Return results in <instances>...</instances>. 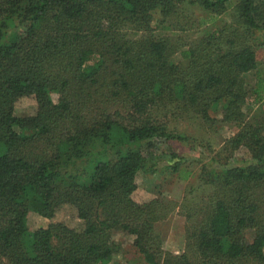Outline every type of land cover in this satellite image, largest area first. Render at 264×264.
I'll return each instance as SVG.
<instances>
[{"label":"trees","instance_id":"16d2710c","mask_svg":"<svg viewBox=\"0 0 264 264\" xmlns=\"http://www.w3.org/2000/svg\"><path fill=\"white\" fill-rule=\"evenodd\" d=\"M184 5L211 17L235 11L184 42L173 39L192 22ZM155 13L169 35L156 33ZM255 34L264 38V0H0V264H109L118 233L145 264H264V112L247 119L264 111V79L246 82L258 67ZM27 97L35 113L16 116ZM192 117L240 130L182 203H137L136 177L156 167L159 147L189 140L170 133L171 120ZM241 149L249 158L235 165ZM168 157L164 169L187 180L183 158ZM64 205L81 230L28 227L29 213L52 220ZM176 209L179 255L156 232Z\"/></svg>","mask_w":264,"mask_h":264},{"label":"rangeland","instance_id":"374dc122","mask_svg":"<svg viewBox=\"0 0 264 264\" xmlns=\"http://www.w3.org/2000/svg\"><path fill=\"white\" fill-rule=\"evenodd\" d=\"M182 8V15L191 14L192 22L188 28V20L186 24L181 20L180 26L186 25L188 30L181 33L175 32L173 39L179 36L184 42L194 40L205 32L230 23L232 21V14L235 11L234 6L231 5L224 15L211 17L207 13L193 7L184 5ZM153 17L152 26L156 33L169 35L167 32L161 33L159 29L156 30L158 14L155 13ZM130 36L136 37V35L132 34ZM251 42L255 49L258 67L255 72H252L246 78V82L254 86L258 77L264 79V38L261 34H255ZM180 60L179 54L172 58L174 63H179ZM56 99L57 97L53 95L52 100L56 101ZM36 108L37 105L33 97L21 98L15 104L14 114L19 117L30 116L35 113ZM219 110L216 109L211 114L217 120L220 119ZM263 112V110L258 109L251 110L247 116L248 121L251 122L257 119ZM169 130L172 135H181L189 140L187 142L174 140L159 147L160 152L157 155L159 161L156 167L151 168L149 172H140L136 177L137 188L132 197L137 203H145L162 198L179 204L182 203L191 188H199L198 175L201 166L208 162L211 157H216L220 154L225 142L239 132L240 126L217 123L209 127L192 117L191 119L184 120L172 119ZM171 153L178 155L179 158H183L184 161L181 168H185L191 172L187 180H181L178 176H173L169 171L164 169V166L170 164L167 160ZM233 158L234 163L236 161L239 163L240 160L245 159L247 161L249 155L245 150L241 149L234 154ZM197 194H200V190L195 191L193 196L189 195V199H194ZM50 223H63L69 228L76 230L83 228V221L78 218L76 210L70 205L60 207L52 220H45L34 213H29L27 218V225L30 229L45 227ZM156 232L163 238V247L166 251L174 255H179L183 252L185 248L184 218L178 213V209L170 213L165 221L156 225ZM113 241L115 253L109 264H145L133 248L132 236L118 233L113 237Z\"/></svg>","mask_w":264,"mask_h":264}]
</instances>
